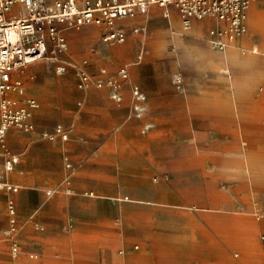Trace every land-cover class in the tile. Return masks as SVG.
<instances>
[{
	"label": "rangeland",
	"instance_id": "rangeland-1",
	"mask_svg": "<svg viewBox=\"0 0 264 264\" xmlns=\"http://www.w3.org/2000/svg\"><path fill=\"white\" fill-rule=\"evenodd\" d=\"M252 6L264 11V0H254ZM217 25L216 20L205 19L184 30L174 11L171 17L165 18L161 8L152 5L147 14L125 23L128 30L135 26H141L142 30L129 31L123 43L104 41L101 29L96 26L70 30L66 51L55 58H39L16 72L27 94L39 99L42 105L33 115L34 130L27 132L11 127L4 146L0 142V180L16 183L20 190L21 180L28 176L30 169L31 178L44 181L47 178L50 183L34 187L43 192L41 198L32 201L34 207L16 202L12 194L17 191L0 188V264L14 261L41 264L39 251L25 248L18 234L24 222L41 229L35 220L43 221L42 230L49 232H58L59 219L68 222L71 213L60 215L40 208L47 202L55 207L57 191H60L57 183L67 179L70 185L71 178L78 173L76 167H85L86 162L95 158L94 146H111L109 154L98 157H107L111 174L120 177V184L116 180L117 184L109 187V193L96 191L90 196L89 192L84 196L86 205L81 208L110 212L108 228L114 246L108 257L109 264H167L169 245L164 239H156V232L167 230L174 222L186 227L204 225L212 217L207 215L218 216L234 208L241 211L236 214L244 223L240 232L213 230L210 244H190L187 246L188 256L189 252L191 255L189 264H264V223L259 221L261 226L254 225L258 228L256 233L252 232V226H246L249 217L264 220L263 208L261 211L245 203L252 199L264 200V171L253 177L247 168L245 151L252 144H247V132L239 134L235 155L239 160L231 168L229 154H198L197 150L206 147L208 142L194 137L192 131L185 133L182 120L176 118L184 113L243 117L253 112L264 114L262 106L247 105L248 98L260 96L264 91V32L252 25L249 10L247 32L228 41L225 49L220 50L212 45L209 33ZM142 50L144 55L139 61ZM122 66L128 68L129 76L121 103L112 99L108 84L78 86L80 67L97 80H105L115 76ZM58 67L63 68L61 72ZM177 78L183 80V90L176 88ZM136 83L144 91L154 87L158 94L154 103L147 95V110L142 117L130 115L131 85ZM171 115L175 121L168 123ZM59 124L67 131V139L56 133ZM147 124L152 126L144 131ZM51 134L55 135L51 137ZM223 136L227 135L219 133L213 139L220 151L225 149L224 142L227 147L230 145ZM45 144L50 151L61 153V173L45 172ZM11 157L17 161L13 169H7L5 161ZM66 157L71 167L66 166ZM260 158L263 160L264 156L261 154ZM50 164L54 168L53 161ZM256 171V175L260 173ZM67 190L73 193L71 187ZM213 198L220 200L215 203ZM243 198L246 201L240 202ZM9 199H14L17 208V228L11 234L7 231ZM84 220L90 221L86 224L99 226L102 219L81 217L74 220L75 227L84 225ZM239 236V240L233 238ZM47 239L52 245L55 241L60 243L61 252L69 248L71 241L79 240L76 234L73 238L62 235L59 239ZM14 240L19 243L18 256L12 253Z\"/></svg>",
	"mask_w": 264,
	"mask_h": 264
},
{
	"label": "built area",
	"instance_id": "built-area-1",
	"mask_svg": "<svg viewBox=\"0 0 264 264\" xmlns=\"http://www.w3.org/2000/svg\"><path fill=\"white\" fill-rule=\"evenodd\" d=\"M254 0H0V142L11 127L30 132L34 130L33 115L40 107V102L29 96L23 80L16 72L27 64L43 57L55 58L68 48L67 33L70 30H81L84 27L96 26L101 29L102 39L106 42L123 43L128 32L138 33L141 26L131 30L125 27L128 20L148 13L152 5L161 8L165 18L171 17L174 11L179 17L184 30H190L197 21L214 19L216 27L209 31L212 45L220 50L225 49L228 41L245 34L248 29L247 19ZM142 50L138 54L141 61ZM58 67V72L62 71ZM129 70L120 67L115 76L109 79L93 77L87 69H78V86L87 88L91 85L110 87L112 99L123 101L124 83ZM104 81V82H103ZM176 88L184 89L181 78L176 80ZM133 101L131 114L142 117L147 110V94L139 84H132ZM151 124L145 125L146 131ZM56 133L67 139L68 133L62 124L57 125ZM55 134H51L53 137ZM66 166L72 164L65 158ZM16 157L5 161L7 169H13ZM0 188L16 192L18 186L1 181ZM92 194V193H91ZM8 234L17 228V208L14 199H9ZM12 253L19 254V243L12 242ZM11 264H19L13 262Z\"/></svg>",
	"mask_w": 264,
	"mask_h": 264
},
{
	"label": "crops",
	"instance_id": "crops-1",
	"mask_svg": "<svg viewBox=\"0 0 264 264\" xmlns=\"http://www.w3.org/2000/svg\"><path fill=\"white\" fill-rule=\"evenodd\" d=\"M248 55L250 57H254L253 53L249 52ZM155 90L156 88L154 87L145 89V92L148 95V100L150 99L153 103L156 101V96L158 95L154 92ZM262 93L263 94L260 96L248 98V101L250 102L247 105L253 107L255 105L262 106L264 108V91ZM37 100L40 102V107L35 111V113L40 110L42 105L41 101L39 99ZM224 106H228L227 103H224ZM171 117L172 119L167 120L168 123L170 121H175V116L171 115ZM176 118L182 120L183 131L185 133L190 134V132L192 131L195 134L194 137H198L200 141H203L205 139V141L208 142L206 147H201L200 150H197L199 152L198 154H215L219 152L229 154L231 168L236 166L239 160V158L235 156L238 153L237 142L239 134L242 131H246L248 138V146L250 145V143H252L251 148H248L247 151H245L247 155L248 171L253 177L261 175V171H264V158L263 160L261 158L259 159V155L262 154L264 156L263 113H247L244 117L227 114L191 115L190 113H184ZM167 125V129H170V124ZM219 133H222V135L226 134L227 136L223 137H226V143H228V140L230 144L227 147V144H225L224 142L225 149L222 151L217 149V141L213 140L219 137ZM226 147L228 149H226ZM43 150L45 151V153L43 154L45 156L44 162L46 164L44 166L45 172L47 174H51L54 171L61 173V153L58 150H54L53 152L50 151L49 145L46 144ZM111 150V146H94V153L96 154L95 158L92 159V162H86L85 167H76V171H78V173H76V175L71 178L70 185H67V179H62L57 183V187L60 188V191H57V203L55 207L53 208L51 203L47 202L46 205H44V208H40L42 211H54V213L60 215L71 213V218L68 219L69 223H65L64 219L61 218L58 220V232H49L42 230V228L44 229L43 221L35 220V224L41 225V229L34 227L29 222H24V227L20 234H18L19 242H23V244L20 243V245L22 244L25 248L31 247V249L39 251L38 253L41 258V264L110 263L108 257L112 251V247L114 246L110 235L111 230L108 228V217L110 212H93L81 208L82 206L85 207L86 204L84 196L89 195V192L90 196H93L96 191L99 194L109 193V187L112 184H117L116 180L118 181V184H120V177L115 173H113V175L111 174L110 163L108 162L107 157H98L99 154H109ZM189 151L196 152V150L191 149H189ZM52 161L54 168H52L50 164ZM203 168L205 169V167H202V169ZM208 168H211V166L209 165ZM256 170L260 171V173H258L257 175ZM29 174L30 169H28V176L25 175L24 178L21 180L23 187L19 191H17V193L12 194V197L15 199L16 202L17 200H19V203L21 201V203H23V206L32 205V207H34V203L32 201L37 197L41 198L43 196V192L38 188L35 189L34 187H39L41 185L48 184L50 183V181L47 178L45 179V181L43 179L31 178ZM13 184L18 186L16 183ZM205 184L209 185V183L207 182ZM69 187L73 189V193H70L67 190V188ZM236 214H239V212L235 210L226 211L225 213H221L218 216H215V214H210L207 216L212 217H208V219L205 220L206 223L204 225L199 226H196L194 224L186 227L185 225L175 224L174 222V224L168 227L167 230L156 232V234L158 235L156 236V239H164L169 245L167 249V264L191 263L188 262V260H190L191 255L189 252L188 256L187 246L190 247V244H197L199 242V246H201L202 244H210L213 241V238L210 233L214 231L217 232L220 229H224V231L239 233L240 228L244 227V223L238 220ZM23 217L24 216H22V218ZM81 217L84 219L92 217H101L102 220L100 222L98 221L100 224L99 226H91L90 224H86L90 223V221L84 220L82 221L84 222V225H79L75 227L74 220H77ZM246 226H252V232L256 233V227H254L253 222L252 224L251 222H246ZM75 234L78 235L79 240L71 241L69 243V248L64 252H61L63 247L60 245V243L55 241L52 245L48 242L47 239H59L60 237H62V235H69L73 238L75 237ZM197 234H200L201 237H199ZM233 238L237 240V237ZM238 238H240V236ZM45 240H47V242ZM226 240L227 238L225 239V241Z\"/></svg>",
	"mask_w": 264,
	"mask_h": 264
},
{
	"label": "bare ground",
	"instance_id": "bare-ground-1",
	"mask_svg": "<svg viewBox=\"0 0 264 264\" xmlns=\"http://www.w3.org/2000/svg\"><path fill=\"white\" fill-rule=\"evenodd\" d=\"M252 4H253V2H252ZM256 4V3H255ZM255 4H254V6H255ZM256 6H259V7H262L263 5H256ZM253 7V6H252ZM251 7V9H250V21H251V23H252V25L254 26V27H259V28H261L262 29V33L264 32V11L263 10H256V7H253L252 8ZM263 193V192H262ZM254 196V195H253ZM220 199L219 198H213L212 199V202H215V203H217L218 201H219ZM246 200H244V198L243 199H241L240 200V202H245ZM237 203V202H236ZM245 203H249V206L250 205H252V207L254 206L255 208H258V210H261L262 208L264 209V200H262V198L261 199H252L251 201L250 200H247V202H245ZM238 204V203H237ZM248 206V207H249ZM250 208V207H249ZM234 210H236L235 208H234ZM246 210H248L249 211V209H246ZM251 210V209H250ZM237 212H241V211H238V210H236ZM262 211V210H261ZM260 211V212H261ZM247 212V211H246ZM259 212V213H260ZM247 214V213H246ZM261 214L262 215H264V212H261ZM260 215V214H259ZM241 217L243 218V220L245 219V217H244V214L242 215L241 214ZM240 217V218H241ZM246 221H249V222H251V224H252V222H253V224L255 225V226H258L257 224L259 223V221H261L262 223H264V220H256V217L254 218V217H249ZM262 223H259V225L261 226V224ZM257 230H258V228H256V231L255 232H257ZM237 240H239V238L237 237Z\"/></svg>",
	"mask_w": 264,
	"mask_h": 264
}]
</instances>
